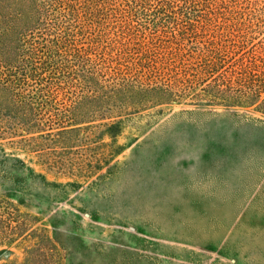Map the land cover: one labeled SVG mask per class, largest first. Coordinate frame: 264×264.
Segmentation results:
<instances>
[{
  "label": "rangeland",
  "instance_id": "rangeland-1",
  "mask_svg": "<svg viewBox=\"0 0 264 264\" xmlns=\"http://www.w3.org/2000/svg\"><path fill=\"white\" fill-rule=\"evenodd\" d=\"M75 7L74 41L100 58L103 84L146 77L178 45L189 78L207 46L225 61L216 73L264 68V0ZM205 79L176 101L104 109L66 138L43 135L42 150L37 133L0 129V264L22 263L41 233L55 264H264V114L194 97Z\"/></svg>",
  "mask_w": 264,
  "mask_h": 264
},
{
  "label": "trees",
  "instance_id": "trees-1",
  "mask_svg": "<svg viewBox=\"0 0 264 264\" xmlns=\"http://www.w3.org/2000/svg\"><path fill=\"white\" fill-rule=\"evenodd\" d=\"M75 2L0 0V129L37 133L29 139L32 146L42 150L38 140L43 135L52 142L66 138L80 131L81 124L102 115L104 109H139L149 103L176 101L189 92L193 83L206 77L210 79L207 89H202V94L194 93V97L237 106L254 105L264 114V68L257 73L256 63L241 62L229 76L216 73L225 61L215 46L198 52L199 63L192 78L177 67L184 58L183 48L178 45L172 57L159 61L146 77L124 74L116 77L118 82L103 84L100 58L96 61L95 55L90 57L74 41V29L81 30L76 27L80 10ZM149 51V47H143L145 55ZM60 96L70 103L65 105ZM44 158L50 161L46 153ZM0 221H5L2 215ZM5 233V237L11 236ZM37 237L38 243L27 251L25 260L10 264H55L51 239L43 233Z\"/></svg>",
  "mask_w": 264,
  "mask_h": 264
}]
</instances>
